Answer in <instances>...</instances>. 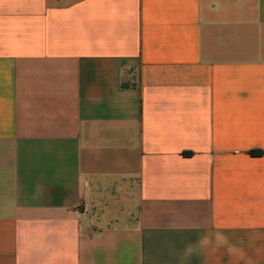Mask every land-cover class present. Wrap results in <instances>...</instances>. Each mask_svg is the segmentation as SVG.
I'll return each instance as SVG.
<instances>
[{
    "label": "crops",
    "instance_id": "crops-1",
    "mask_svg": "<svg viewBox=\"0 0 264 264\" xmlns=\"http://www.w3.org/2000/svg\"><path fill=\"white\" fill-rule=\"evenodd\" d=\"M0 264H264V0H0Z\"/></svg>",
    "mask_w": 264,
    "mask_h": 264
},
{
    "label": "trees",
    "instance_id": "trees-1",
    "mask_svg": "<svg viewBox=\"0 0 264 264\" xmlns=\"http://www.w3.org/2000/svg\"><path fill=\"white\" fill-rule=\"evenodd\" d=\"M251 154H252V155H259V154H261V153H260V152H254V151H253V152H251Z\"/></svg>",
    "mask_w": 264,
    "mask_h": 264
},
{
    "label": "rangeland",
    "instance_id": "rangeland-1",
    "mask_svg": "<svg viewBox=\"0 0 264 264\" xmlns=\"http://www.w3.org/2000/svg\"><path fill=\"white\" fill-rule=\"evenodd\" d=\"M69 1V0H68Z\"/></svg>",
    "mask_w": 264,
    "mask_h": 264
}]
</instances>
